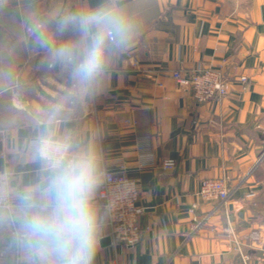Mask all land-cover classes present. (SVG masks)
Listing matches in <instances>:
<instances>
[{
	"label": "crops",
	"instance_id": "crops-1",
	"mask_svg": "<svg viewBox=\"0 0 264 264\" xmlns=\"http://www.w3.org/2000/svg\"><path fill=\"white\" fill-rule=\"evenodd\" d=\"M21 1L0 3V171L15 204L0 210V247L12 264H38L10 233H20L21 197L46 176L29 148L38 135H67L70 154L92 149L100 170L123 165L139 183L140 241L99 244L94 264H264V0H123L139 25L128 51L138 67L122 54L87 94L26 27L44 23L54 43L71 39L55 20L96 0ZM198 64L220 68L227 96L197 103L175 82L174 71ZM13 95L26 101L21 109ZM166 158L173 169L160 168ZM221 177L229 197L200 201L201 180Z\"/></svg>",
	"mask_w": 264,
	"mask_h": 264
},
{
	"label": "clouds",
	"instance_id": "clouds-1",
	"mask_svg": "<svg viewBox=\"0 0 264 264\" xmlns=\"http://www.w3.org/2000/svg\"><path fill=\"white\" fill-rule=\"evenodd\" d=\"M53 42L44 23L29 28L33 43L46 49L52 64L67 69L81 93H89L138 39L139 25L123 0H96L87 9L55 20ZM36 151L44 164L45 186L29 189L20 208V239L38 264H94L100 220L93 203L100 182L99 156L92 149L69 154V145L41 136Z\"/></svg>",
	"mask_w": 264,
	"mask_h": 264
},
{
	"label": "built area",
	"instance_id": "built-area-1",
	"mask_svg": "<svg viewBox=\"0 0 264 264\" xmlns=\"http://www.w3.org/2000/svg\"><path fill=\"white\" fill-rule=\"evenodd\" d=\"M3 1L0 0V3ZM29 28L30 26L26 27V31L29 32ZM125 56L132 67H138L137 60L130 52H126ZM232 76L240 81L242 88L245 87L248 80L246 76L239 75L237 69L233 70ZM172 77L181 88L190 92L197 103L211 99H221L229 93L228 79L220 68L198 64L185 74L176 70L172 73ZM24 102L26 101L18 95H13L12 106L15 109H21ZM40 137V135L36 136L30 141L29 145L30 150L38 157L36 142ZM48 137L53 141L69 145V137L67 135ZM138 148L141 156L149 155L141 147ZM1 156L4 157L3 154ZM174 166L175 160L170 158L163 159L160 163V168L163 170L173 169ZM100 172V182L94 193L95 205L99 209L100 225H104L108 229V236L113 245L132 246L140 241L142 232L138 222V216L143 210L137 203L139 183L126 175L123 165L116 170L101 169ZM8 180L9 173L0 171V210H6L11 213L15 204L11 198ZM196 195L202 202H224L229 197L227 179L225 177L203 178ZM195 206L194 204L192 205V207ZM10 219L12 220V217ZM10 233L20 238V233L13 225ZM246 258L244 256V259ZM18 260L19 251L16 250L15 261L18 262Z\"/></svg>",
	"mask_w": 264,
	"mask_h": 264
},
{
	"label": "water",
	"instance_id": "water-1",
	"mask_svg": "<svg viewBox=\"0 0 264 264\" xmlns=\"http://www.w3.org/2000/svg\"><path fill=\"white\" fill-rule=\"evenodd\" d=\"M26 2H28V1L27 0L21 1V2H19V4H23V3H26ZM45 183H46L45 180H43L39 184V187H41V188L44 187ZM9 241H10V244H11V248L14 249L15 246H16V238L15 237H10ZM109 243H110V237L109 236H105V237L100 238V245L104 246V245H108ZM29 251L30 250H29V247H28V249H26L23 254H26Z\"/></svg>",
	"mask_w": 264,
	"mask_h": 264
},
{
	"label": "rangeland",
	"instance_id": "rangeland-1",
	"mask_svg": "<svg viewBox=\"0 0 264 264\" xmlns=\"http://www.w3.org/2000/svg\"><path fill=\"white\" fill-rule=\"evenodd\" d=\"M8 223V221H7ZM13 259L7 252H2V249L0 247V264H12Z\"/></svg>",
	"mask_w": 264,
	"mask_h": 264
}]
</instances>
